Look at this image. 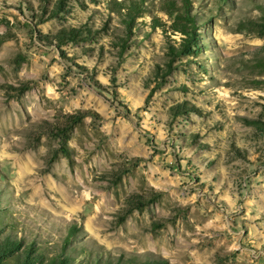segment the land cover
<instances>
[{
  "label": "rangeland",
  "instance_id": "1",
  "mask_svg": "<svg viewBox=\"0 0 264 264\" xmlns=\"http://www.w3.org/2000/svg\"><path fill=\"white\" fill-rule=\"evenodd\" d=\"M189 11L0 0V264H264V0Z\"/></svg>",
  "mask_w": 264,
  "mask_h": 264
},
{
  "label": "trees",
  "instance_id": "2",
  "mask_svg": "<svg viewBox=\"0 0 264 264\" xmlns=\"http://www.w3.org/2000/svg\"><path fill=\"white\" fill-rule=\"evenodd\" d=\"M173 3V1H170ZM181 2V13L177 15L176 21L173 22L172 28L174 31L179 32L183 35L182 39L185 41V43L181 47L182 52H187L193 42V37L195 35V23H196V17L194 14H191V12H188V9L190 7L191 0H180ZM174 6V4H171ZM176 8V7H175ZM140 9V7H137L134 4L127 6V14H132L134 11H137ZM128 26H130L128 24ZM74 230V229H73ZM74 231H70V234L67 235V238L71 237V234Z\"/></svg>",
  "mask_w": 264,
  "mask_h": 264
}]
</instances>
